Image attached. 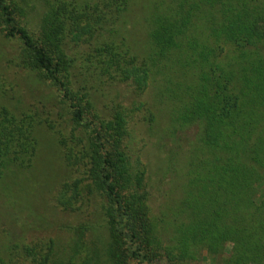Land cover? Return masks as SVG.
I'll return each instance as SVG.
<instances>
[{"label": "trees", "instance_id": "1", "mask_svg": "<svg viewBox=\"0 0 264 264\" xmlns=\"http://www.w3.org/2000/svg\"><path fill=\"white\" fill-rule=\"evenodd\" d=\"M129 1L55 0L33 31L17 19L15 0H0V27L18 42L19 67L57 94L79 130L75 158L84 176L64 183L58 202L74 207L85 189L96 198L108 264H192L204 250L208 264H263L264 0H150L145 59L118 35L116 20ZM92 65L99 77L136 92L167 67L178 75L169 82L178 91L166 84L162 94L176 99L173 124L196 127L198 143L187 196L162 224L149 214L146 170L129 146L128 113L121 107L101 116L76 85ZM4 94L0 79V100ZM35 127L31 116L0 102V177L8 163H31ZM21 252L26 264H63L52 261V240ZM0 264L19 259L0 250Z\"/></svg>", "mask_w": 264, "mask_h": 264}, {"label": "rangeland", "instance_id": "2", "mask_svg": "<svg viewBox=\"0 0 264 264\" xmlns=\"http://www.w3.org/2000/svg\"><path fill=\"white\" fill-rule=\"evenodd\" d=\"M54 1L15 0L17 19L36 31L49 4ZM87 1L93 3L95 0ZM149 2L130 0L128 10L116 20L122 26H118L121 29L118 35L139 59L146 57ZM17 57L18 42L6 38L0 27V79L5 90L0 102L15 115L31 116L36 124L37 141L29 165L8 163L0 177V250L10 254L13 251L19 264H26L22 247L52 240L55 253L52 261L108 264L109 237L103 226V216L97 210L96 198L85 189L79 192L81 200L74 207H64L58 202L62 185L72 184L84 176L82 164L75 158L78 154L73 135L78 136L79 130L70 123L66 106L57 94L40 79L26 74L19 67ZM167 68L153 74L142 92H136L125 82L99 77L93 65L89 70L91 75H78L76 84L78 88L85 87L93 111L101 116L121 107L128 113L129 146L146 170L149 214L161 224L169 218L170 209L180 205L187 196L185 184L198 143L196 127L181 128L172 122L176 99L162 94V89L168 84L178 91L176 84L169 83L175 81L177 74L172 67ZM69 148L73 150L71 158H68ZM260 190L264 192V183L259 185ZM230 246V243L225 246L222 256L228 255ZM215 261H219V255ZM209 262L205 250L191 261L192 264Z\"/></svg>", "mask_w": 264, "mask_h": 264}]
</instances>
